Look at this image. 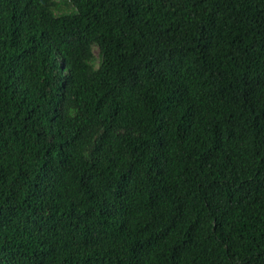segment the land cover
Segmentation results:
<instances>
[{
  "label": "trees",
  "instance_id": "trees-1",
  "mask_svg": "<svg viewBox=\"0 0 264 264\" xmlns=\"http://www.w3.org/2000/svg\"><path fill=\"white\" fill-rule=\"evenodd\" d=\"M0 264H264V0H0Z\"/></svg>",
  "mask_w": 264,
  "mask_h": 264
}]
</instances>
